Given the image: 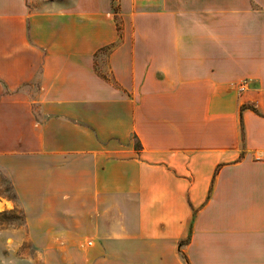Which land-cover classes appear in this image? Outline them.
I'll return each instance as SVG.
<instances>
[{"label":"crops","instance_id":"0c3cea01","mask_svg":"<svg viewBox=\"0 0 264 264\" xmlns=\"http://www.w3.org/2000/svg\"><path fill=\"white\" fill-rule=\"evenodd\" d=\"M0 168L70 264H264V0H0Z\"/></svg>","mask_w":264,"mask_h":264},{"label":"rangeland","instance_id":"374dc122","mask_svg":"<svg viewBox=\"0 0 264 264\" xmlns=\"http://www.w3.org/2000/svg\"><path fill=\"white\" fill-rule=\"evenodd\" d=\"M37 193L36 180H16L0 168V264H70L69 251L60 254V246L52 244L53 214L39 215L36 211L40 202L49 205L52 198L44 199ZM79 237L87 241L84 234Z\"/></svg>","mask_w":264,"mask_h":264}]
</instances>
